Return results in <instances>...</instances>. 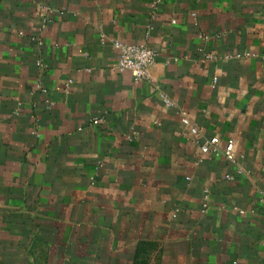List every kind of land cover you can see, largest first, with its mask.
<instances>
[{
	"label": "crops",
	"instance_id": "1",
	"mask_svg": "<svg viewBox=\"0 0 264 264\" xmlns=\"http://www.w3.org/2000/svg\"><path fill=\"white\" fill-rule=\"evenodd\" d=\"M0 264H264V0H0Z\"/></svg>",
	"mask_w": 264,
	"mask_h": 264
},
{
	"label": "built area",
	"instance_id": "2",
	"mask_svg": "<svg viewBox=\"0 0 264 264\" xmlns=\"http://www.w3.org/2000/svg\"><path fill=\"white\" fill-rule=\"evenodd\" d=\"M157 2H154L153 4L155 8ZM113 45L120 52L117 64L114 67L117 72L130 71L132 72L135 81L149 79V70L156 63L158 57V52L155 49L150 48L145 43H126L121 40H113ZM207 57L210 58L209 55ZM38 65L43 68L46 67V64L43 62H38ZM159 94L166 107L177 108L174 99L162 91H160ZM179 112L182 115V121L188 127L190 134L194 139L197 138L200 135V128L192 123L187 112L183 110H179ZM101 121L102 118H97L93 120V123L98 124ZM200 151L203 155L214 154L216 156H222L229 164L237 166H239L242 157L239 151V142L234 137L223 142L219 135H214L200 143ZM241 171L242 169L238 168V172ZM226 177L228 179H233V175L231 174H226Z\"/></svg>",
	"mask_w": 264,
	"mask_h": 264
}]
</instances>
